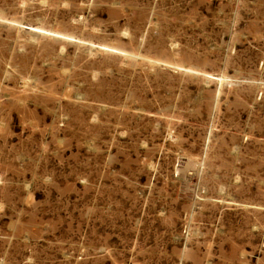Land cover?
<instances>
[{"label": "rangeland", "instance_id": "rangeland-1", "mask_svg": "<svg viewBox=\"0 0 264 264\" xmlns=\"http://www.w3.org/2000/svg\"><path fill=\"white\" fill-rule=\"evenodd\" d=\"M0 264H264V0H0Z\"/></svg>", "mask_w": 264, "mask_h": 264}]
</instances>
